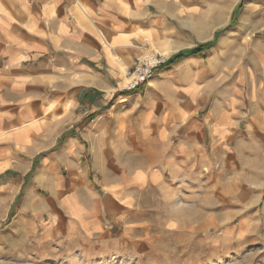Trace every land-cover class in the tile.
Listing matches in <instances>:
<instances>
[{
  "label": "crops",
  "instance_id": "1",
  "mask_svg": "<svg viewBox=\"0 0 264 264\" xmlns=\"http://www.w3.org/2000/svg\"><path fill=\"white\" fill-rule=\"evenodd\" d=\"M199 7L0 0V264L81 252L135 219L137 188L194 186L216 157L246 155L248 136L264 157V75L245 93L241 39L237 50L231 33L208 45L186 33L181 14ZM149 48L169 59L122 87ZM232 136L239 149L223 147Z\"/></svg>",
  "mask_w": 264,
  "mask_h": 264
},
{
  "label": "rangeland",
  "instance_id": "2",
  "mask_svg": "<svg viewBox=\"0 0 264 264\" xmlns=\"http://www.w3.org/2000/svg\"><path fill=\"white\" fill-rule=\"evenodd\" d=\"M199 5L198 13L181 14L186 33L200 44L231 33L230 42L237 50L240 45L234 42L241 39L243 63L247 62V67H242L243 91L249 94L254 87L261 90L264 0H199ZM192 25L198 26L199 33L190 29ZM155 52L158 57L163 55L149 48L135 56L123 73L122 87L127 89L131 84L128 72L135 70L138 56ZM163 56L156 70L169 59ZM236 137L223 147L239 149ZM262 144L260 136H248L241 146V153L246 155L216 157V165L194 186L183 183L172 189L137 188L134 220L117 224L111 236L88 240L81 252L73 249L64 258L58 254L48 263L264 264V157L256 156ZM176 207L186 209L177 215L173 211Z\"/></svg>",
  "mask_w": 264,
  "mask_h": 264
},
{
  "label": "built area",
  "instance_id": "3",
  "mask_svg": "<svg viewBox=\"0 0 264 264\" xmlns=\"http://www.w3.org/2000/svg\"><path fill=\"white\" fill-rule=\"evenodd\" d=\"M155 52L154 54H142L138 56V62L133 72H128L130 76L131 84L128 89H135L143 85L156 71V68L162 62L163 55Z\"/></svg>",
  "mask_w": 264,
  "mask_h": 264
},
{
  "label": "bare ground",
  "instance_id": "4",
  "mask_svg": "<svg viewBox=\"0 0 264 264\" xmlns=\"http://www.w3.org/2000/svg\"><path fill=\"white\" fill-rule=\"evenodd\" d=\"M163 55H168V52H163ZM125 72H126V71H125ZM168 193H169V192H168ZM173 193H174V192H173ZM168 195H170V194H168ZM173 195H174V194H172V196H173ZM169 197L171 198V196H169ZM169 197H168V198H169ZM176 198H177V197H176ZM168 202H169V201H168ZM170 202H171V200H170ZM177 205H178V204H177ZM190 206H191V205H190ZM172 208H173V207H172ZM189 208H190V207H189ZM185 209H186V208H183V207H182V208H181V207H180V208H177V207H176V208H174L173 211H174L175 213H177V215H178V214H180L181 212H183ZM209 228H210V227H209Z\"/></svg>",
  "mask_w": 264,
  "mask_h": 264
},
{
  "label": "trees",
  "instance_id": "5",
  "mask_svg": "<svg viewBox=\"0 0 264 264\" xmlns=\"http://www.w3.org/2000/svg\"><path fill=\"white\" fill-rule=\"evenodd\" d=\"M206 45H208V44H210V42H207V43H205ZM201 48H196V49H194L193 51L194 52H197V51H199Z\"/></svg>",
  "mask_w": 264,
  "mask_h": 264
}]
</instances>
